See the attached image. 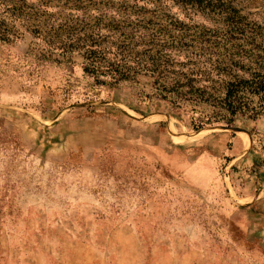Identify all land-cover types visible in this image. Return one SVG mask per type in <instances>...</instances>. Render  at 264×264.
<instances>
[{
  "label": "rangeland",
  "instance_id": "obj_1",
  "mask_svg": "<svg viewBox=\"0 0 264 264\" xmlns=\"http://www.w3.org/2000/svg\"><path fill=\"white\" fill-rule=\"evenodd\" d=\"M202 1L264 33V0ZM62 3L43 10L74 13ZM138 6L161 27H219L170 1ZM4 23L16 38L0 41V264H264V118L192 130L212 108L175 109L145 76L96 86L79 53Z\"/></svg>",
  "mask_w": 264,
  "mask_h": 264
},
{
  "label": "trees",
  "instance_id": "obj_2",
  "mask_svg": "<svg viewBox=\"0 0 264 264\" xmlns=\"http://www.w3.org/2000/svg\"><path fill=\"white\" fill-rule=\"evenodd\" d=\"M61 1L62 5L52 7L74 13L57 19L43 10ZM142 1L189 6L219 27L208 29L177 20L168 24L170 28L161 27L143 18L147 11L138 6ZM108 12H112L109 17ZM2 16L1 42L16 38L4 23L7 17L27 26L49 54L63 58L79 53L84 72L93 77L96 86L113 88L145 76L153 80L156 97L175 109L184 104L212 108V116L191 120L192 130L212 124L230 128L236 117L264 118V33L230 4L202 0H0Z\"/></svg>",
  "mask_w": 264,
  "mask_h": 264
},
{
  "label": "water",
  "instance_id": "obj_3",
  "mask_svg": "<svg viewBox=\"0 0 264 264\" xmlns=\"http://www.w3.org/2000/svg\"><path fill=\"white\" fill-rule=\"evenodd\" d=\"M230 128H224L223 130H229Z\"/></svg>",
  "mask_w": 264,
  "mask_h": 264
},
{
  "label": "bare ground",
  "instance_id": "obj_4",
  "mask_svg": "<svg viewBox=\"0 0 264 264\" xmlns=\"http://www.w3.org/2000/svg\"><path fill=\"white\" fill-rule=\"evenodd\" d=\"M198 133L196 132V134L194 136H196ZM204 135V134H203Z\"/></svg>",
  "mask_w": 264,
  "mask_h": 264
}]
</instances>
